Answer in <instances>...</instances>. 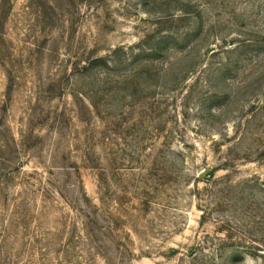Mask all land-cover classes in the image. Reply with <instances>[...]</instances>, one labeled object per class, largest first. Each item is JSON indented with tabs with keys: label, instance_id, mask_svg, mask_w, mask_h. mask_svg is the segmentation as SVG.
I'll return each mask as SVG.
<instances>
[{
	"label": "rangeland",
	"instance_id": "obj_1",
	"mask_svg": "<svg viewBox=\"0 0 264 264\" xmlns=\"http://www.w3.org/2000/svg\"><path fill=\"white\" fill-rule=\"evenodd\" d=\"M181 1L0 0V264H264V0Z\"/></svg>",
	"mask_w": 264,
	"mask_h": 264
},
{
	"label": "trees",
	"instance_id": "obj_2",
	"mask_svg": "<svg viewBox=\"0 0 264 264\" xmlns=\"http://www.w3.org/2000/svg\"><path fill=\"white\" fill-rule=\"evenodd\" d=\"M180 2L184 3L181 0H180ZM185 5H186L185 6L186 8H183L181 10L180 16L175 17V15H170V16H167V17L160 19L161 22H159V24L165 23L167 25V26H165V28L158 29L157 31H153L152 34H145L140 39L138 44L127 48V50L131 51V55L134 54L133 51H134V49H136L137 51H139V54H134V55H136L137 60H144L143 57L141 58L138 55H140L141 53L151 55L150 53L154 50L160 51V50L167 48L168 46H165V44H168V45L171 44L172 47H176L175 45H177L178 41H180V42L192 41V39L195 38V37H193V34L196 32L195 29L191 27L188 29V31L186 33L184 32L183 34H178L176 29L174 28V23H176L177 21H179V22L190 21L195 16L198 18H201L202 17V10H199L196 8V14H195V12H193L194 11L193 9H195V5H192V4H185ZM205 38H207V37H205ZM123 50L125 51V48L120 47L119 49H117L115 51L118 52V51H123ZM144 54H142V55L145 56ZM115 63H116L115 60L109 59V58L107 59L106 57L93 58V60L92 59L90 60L91 66H104L105 68H108V69L110 68V65H114ZM93 107L95 108L94 105H93ZM22 167L23 166L20 167V170ZM70 167L76 168L77 166H70ZM49 170L52 171V167H50ZM23 179H24V181H22V183L28 186L25 188L23 193L26 196H29L28 192L32 191V189L34 187V184L31 182V175L27 174L25 177H23ZM39 182L41 183V180H39ZM42 190L43 191L45 190V187L43 184H42ZM84 196L86 197L85 194H84ZM84 206L85 207L89 206L87 200H85Z\"/></svg>",
	"mask_w": 264,
	"mask_h": 264
}]
</instances>
